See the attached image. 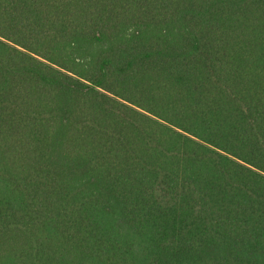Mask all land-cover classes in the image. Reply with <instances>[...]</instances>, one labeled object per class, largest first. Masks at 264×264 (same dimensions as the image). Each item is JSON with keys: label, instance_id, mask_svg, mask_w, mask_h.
<instances>
[{"label": "trees", "instance_id": "1", "mask_svg": "<svg viewBox=\"0 0 264 264\" xmlns=\"http://www.w3.org/2000/svg\"><path fill=\"white\" fill-rule=\"evenodd\" d=\"M0 264H264V0H0Z\"/></svg>", "mask_w": 264, "mask_h": 264}, {"label": "snow or ice", "instance_id": "2", "mask_svg": "<svg viewBox=\"0 0 264 264\" xmlns=\"http://www.w3.org/2000/svg\"><path fill=\"white\" fill-rule=\"evenodd\" d=\"M0 39H2V37H0Z\"/></svg>", "mask_w": 264, "mask_h": 264}]
</instances>
